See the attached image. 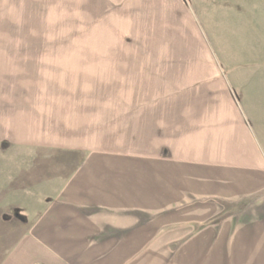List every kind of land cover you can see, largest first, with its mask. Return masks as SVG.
<instances>
[{
    "label": "crops",
    "instance_id": "obj_1",
    "mask_svg": "<svg viewBox=\"0 0 264 264\" xmlns=\"http://www.w3.org/2000/svg\"><path fill=\"white\" fill-rule=\"evenodd\" d=\"M143 3L151 14L170 4ZM16 4L0 0V149L13 150L4 158L21 166L15 184L7 171L0 176V264H264V130L246 112V73L228 66L220 74L213 62L188 73L175 64L170 109L129 113L140 115L145 148L89 149L74 137H87V95L55 92V68H44L56 65L45 55L85 50L8 36ZM242 201L249 204L239 217L209 222L218 203ZM13 211L24 219L5 218Z\"/></svg>",
    "mask_w": 264,
    "mask_h": 264
},
{
    "label": "rangeland",
    "instance_id": "obj_2",
    "mask_svg": "<svg viewBox=\"0 0 264 264\" xmlns=\"http://www.w3.org/2000/svg\"><path fill=\"white\" fill-rule=\"evenodd\" d=\"M143 1L17 0L10 7L8 36L18 34L24 45L85 50L84 54L73 49L71 53L59 50L45 55L49 57L47 63H56L44 67L50 71L55 68V92L87 95L83 103L89 116L76 115L82 117L80 125L87 120L84 137L88 141L78 134L74 137L82 139V145L89 149L108 143L145 148L140 115L133 121L130 111L154 104L170 109L169 99L177 91L167 79L178 73L174 65H186L181 66L188 68L184 72L196 73L209 62L220 74L228 66L246 73L239 78V85H245L242 93L246 91V112L252 115L254 129L262 133L264 110L260 109H264V97L259 101L256 92L264 90V0H180L190 16L182 14L174 0L158 7L153 4L162 8L155 14H151L153 6ZM246 64L254 69H240ZM51 124L55 128L58 123ZM8 151L0 149V158ZM15 159L10 158L5 168H0V176L7 171L13 184L20 177L21 167ZM4 190L0 187V192ZM247 204L218 203L220 211L209 222L239 217ZM14 215L24 219L19 212L5 218Z\"/></svg>",
    "mask_w": 264,
    "mask_h": 264
},
{
    "label": "trees",
    "instance_id": "obj_3",
    "mask_svg": "<svg viewBox=\"0 0 264 264\" xmlns=\"http://www.w3.org/2000/svg\"><path fill=\"white\" fill-rule=\"evenodd\" d=\"M16 212V211H13V213Z\"/></svg>",
    "mask_w": 264,
    "mask_h": 264
}]
</instances>
